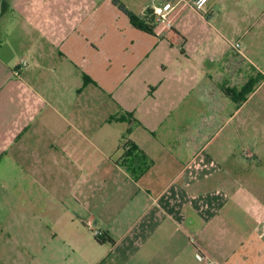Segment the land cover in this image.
<instances>
[{
	"label": "crops",
	"instance_id": "1",
	"mask_svg": "<svg viewBox=\"0 0 264 264\" xmlns=\"http://www.w3.org/2000/svg\"><path fill=\"white\" fill-rule=\"evenodd\" d=\"M114 1L51 16L34 0L17 32L0 0V225L34 230L25 245L70 239L59 264H205L191 237L217 264H264V186L245 151L240 188L237 142L240 123H264V0H117L145 20L175 5L161 34ZM82 243L103 252L79 258Z\"/></svg>",
	"mask_w": 264,
	"mask_h": 264
},
{
	"label": "rangeland",
	"instance_id": "2",
	"mask_svg": "<svg viewBox=\"0 0 264 264\" xmlns=\"http://www.w3.org/2000/svg\"><path fill=\"white\" fill-rule=\"evenodd\" d=\"M34 0H24V4L22 3V0H1V2H5L9 5L10 10L6 11V15L10 18V25L17 29V32L20 31V24L18 21V17L16 13L21 8H28V3L33 5ZM37 3H41L42 6L47 4V8L49 9V15L55 16L58 14L59 16L63 15V9L64 7L58 6L59 3H66L72 1V0H35ZM81 1V0H80ZM83 1V0H82ZM85 2L91 1H97L100 0H84ZM63 8V9H62ZM206 8V7H205ZM58 10H61L57 12ZM135 15L139 14V11L133 12ZM11 17H14L13 20H11ZM248 109V108H247ZM241 117V114L239 118ZM237 118V119H239ZM237 119L234 121V124L237 122ZM193 121V120H191ZM242 121L239 120V122ZM195 125H196V121ZM241 124V129H239V139H238V146H240V188H247V185L249 183V176H248V163L249 160L246 156L243 155V152L249 151L252 152V154H255L254 158L252 159L253 162H256V166L254 170L253 177L251 179V182L259 181L260 186H264V123L263 120H257L256 123L251 126L246 121L244 124ZM191 125H193L191 123ZM234 127V126H231ZM194 125L191 127V129H194ZM250 128V129H249ZM106 129V128H104ZM226 133V131H225ZM210 140V139H209ZM214 141L212 142L211 149L213 148ZM255 147L256 150L247 149V148ZM259 159V160H257ZM237 160V159H234ZM256 178V179H255ZM250 182V183H251ZM263 200V199H262ZM262 202V201H261ZM10 221H4L2 225H0V264H44V262H40V260H44L43 257L47 258L46 264H59V255L62 254L63 257L66 256L67 253H70V255H73L72 251V242L70 239L68 241L62 240L61 243L57 239H52L51 235L55 233L56 231L54 229H47L45 230H35V232H41L42 235L46 232L47 233V239L44 241L42 238L41 245L36 244H26L23 243V234L28 235L29 232L34 234V230L28 231L23 229H11ZM15 235V238L11 237V235ZM96 243L97 240H96ZM99 245V243H98ZM80 248V257L83 256L87 258H93V256H98L103 252V249H100V251H96V248H93L92 246L86 245L85 243H82L78 246ZM31 256V262L25 261L26 257ZM35 256V257H34ZM34 257V258H33ZM62 264H70V259L68 261L61 262ZM60 263V264H61ZM75 264V263H74Z\"/></svg>",
	"mask_w": 264,
	"mask_h": 264
},
{
	"label": "built area",
	"instance_id": "3",
	"mask_svg": "<svg viewBox=\"0 0 264 264\" xmlns=\"http://www.w3.org/2000/svg\"><path fill=\"white\" fill-rule=\"evenodd\" d=\"M210 0H195L193 5L191 6L186 0H177V2L182 4L184 7H191L197 11H203ZM175 5H172L169 9H165L162 6H155L152 9L148 10L145 13V17L149 19H153L156 24V28L161 34L163 31L170 30L173 27V12L175 11ZM239 45L236 44L235 47L237 48ZM28 63L23 61L21 66L26 67ZM129 149V147H128ZM95 237H101L103 232L95 231ZM196 250L197 257L203 261L205 264H217L213 261L207 253L203 250V248L198 244L194 237H191L190 240Z\"/></svg>",
	"mask_w": 264,
	"mask_h": 264
},
{
	"label": "trees",
	"instance_id": "4",
	"mask_svg": "<svg viewBox=\"0 0 264 264\" xmlns=\"http://www.w3.org/2000/svg\"><path fill=\"white\" fill-rule=\"evenodd\" d=\"M114 3L115 5L119 7L121 11H123L125 14L128 15L131 23L136 28L140 30H144L149 33L153 32L155 25L151 19L149 20L141 19L137 17L134 13L129 11L123 4L119 3L117 0H115ZM255 83H256L255 81L248 82L239 93L231 91L229 95L235 99L238 98L239 101L241 102L244 100L245 96L253 89V87L255 86ZM125 150H126L125 157L128 158V162H132L136 157L140 156V153H138V149H136V147L134 146H131L129 149L128 147L125 146ZM128 167H130V164L128 165ZM101 237H96L99 243L101 244H104V243L112 244L113 243V240L110 237L108 236H104L102 238Z\"/></svg>",
	"mask_w": 264,
	"mask_h": 264
}]
</instances>
